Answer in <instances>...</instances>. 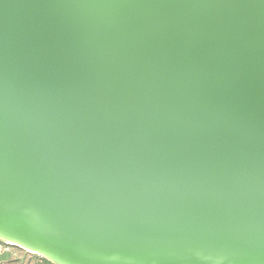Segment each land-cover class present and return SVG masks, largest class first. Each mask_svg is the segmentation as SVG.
<instances>
[{
	"label": "water",
	"instance_id": "water-1",
	"mask_svg": "<svg viewBox=\"0 0 264 264\" xmlns=\"http://www.w3.org/2000/svg\"><path fill=\"white\" fill-rule=\"evenodd\" d=\"M0 239L264 264V0H0Z\"/></svg>",
	"mask_w": 264,
	"mask_h": 264
},
{
	"label": "built area",
	"instance_id": "built-area-1",
	"mask_svg": "<svg viewBox=\"0 0 264 264\" xmlns=\"http://www.w3.org/2000/svg\"><path fill=\"white\" fill-rule=\"evenodd\" d=\"M0 254L7 255L10 264H53L42 255L0 239Z\"/></svg>",
	"mask_w": 264,
	"mask_h": 264
},
{
	"label": "crops",
	"instance_id": "crops-1",
	"mask_svg": "<svg viewBox=\"0 0 264 264\" xmlns=\"http://www.w3.org/2000/svg\"><path fill=\"white\" fill-rule=\"evenodd\" d=\"M0 264H10L7 255L0 254Z\"/></svg>",
	"mask_w": 264,
	"mask_h": 264
}]
</instances>
